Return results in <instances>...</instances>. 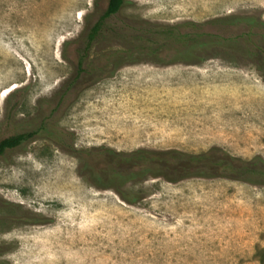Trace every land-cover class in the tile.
Wrapping results in <instances>:
<instances>
[{
  "label": "rangeland",
  "instance_id": "obj_1",
  "mask_svg": "<svg viewBox=\"0 0 264 264\" xmlns=\"http://www.w3.org/2000/svg\"><path fill=\"white\" fill-rule=\"evenodd\" d=\"M106 6L0 0V141L42 124L58 136L0 157V264H264V185L124 160H264V64L231 46L162 49V26L264 22V0H125L86 49Z\"/></svg>",
  "mask_w": 264,
  "mask_h": 264
},
{
  "label": "trees",
  "instance_id": "obj_2",
  "mask_svg": "<svg viewBox=\"0 0 264 264\" xmlns=\"http://www.w3.org/2000/svg\"><path fill=\"white\" fill-rule=\"evenodd\" d=\"M124 4L125 0H107L104 13L88 34L86 49L90 47L98 35L102 21L118 13ZM206 25L220 27L243 25L248 31L235 36H223L204 31ZM184 28H190L191 31L183 32ZM261 29H264V22L253 17L239 16L223 17L200 24L186 22L172 27L162 26V49L176 47L181 49L182 52L195 51L201 53L210 46H231L233 52L238 54L247 53L257 63L264 64V33L256 32ZM153 32L155 35L161 34L159 30H153ZM53 131L42 124L37 130L8 137L0 141V157L6 151L19 147L42 132L50 135V137L52 135L57 138L58 136ZM106 153L111 155L112 151L107 150ZM124 160L131 162L132 167L136 166L138 162L154 163L162 161V167L170 168L183 178H203L207 175H216L214 177L264 185V160L261 157L243 160L228 154L220 148H212L198 155L170 151L162 153V158H158V155L153 152L138 150L130 154L129 157L124 158ZM133 175L134 172L129 171L128 177ZM121 196L123 198V195Z\"/></svg>",
  "mask_w": 264,
  "mask_h": 264
},
{
  "label": "bare ground",
  "instance_id": "obj_3",
  "mask_svg": "<svg viewBox=\"0 0 264 264\" xmlns=\"http://www.w3.org/2000/svg\"><path fill=\"white\" fill-rule=\"evenodd\" d=\"M177 112H178V111H177ZM182 112H183V111H182ZM183 113H184V112H183ZM166 114H167V113H166ZM172 114H173V113H172ZM181 115H182V113H181ZM181 115H180V116H181ZM170 116H171V115H170ZM181 122H182V121H181Z\"/></svg>",
  "mask_w": 264,
  "mask_h": 264
}]
</instances>
